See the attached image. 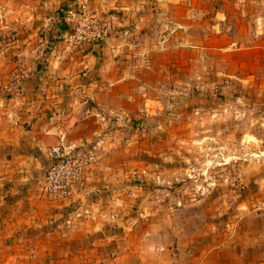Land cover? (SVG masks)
I'll return each mask as SVG.
<instances>
[{
	"label": "crops",
	"instance_id": "obj_1",
	"mask_svg": "<svg viewBox=\"0 0 264 264\" xmlns=\"http://www.w3.org/2000/svg\"><path fill=\"white\" fill-rule=\"evenodd\" d=\"M79 1L108 25L101 41L70 36ZM183 3L0 0V264H264L263 213L216 229L178 184L195 180L173 123L208 57ZM58 128L95 156L65 196L42 184Z\"/></svg>",
	"mask_w": 264,
	"mask_h": 264
},
{
	"label": "rangeland",
	"instance_id": "obj_2",
	"mask_svg": "<svg viewBox=\"0 0 264 264\" xmlns=\"http://www.w3.org/2000/svg\"><path fill=\"white\" fill-rule=\"evenodd\" d=\"M182 1L181 11L189 2L194 7L191 35L208 57L205 73L197 63L190 108L173 123L182 132L171 143L180 147L177 161L189 168L180 175L195 180L178 184L201 198L197 209L216 229H225L247 211L264 214V0Z\"/></svg>",
	"mask_w": 264,
	"mask_h": 264
},
{
	"label": "built area",
	"instance_id": "obj_3",
	"mask_svg": "<svg viewBox=\"0 0 264 264\" xmlns=\"http://www.w3.org/2000/svg\"><path fill=\"white\" fill-rule=\"evenodd\" d=\"M62 19L65 24L71 26L70 36L77 43L101 41L109 30L97 12L89 10L82 1L65 9ZM140 119V116L134 117L138 127L143 124ZM56 134L59 142L49 149L50 161L45 169L42 184L45 191L65 196L71 186L80 181L82 171L95 160V156L92 151L84 152L64 146L61 142V129L58 128Z\"/></svg>",
	"mask_w": 264,
	"mask_h": 264
}]
</instances>
